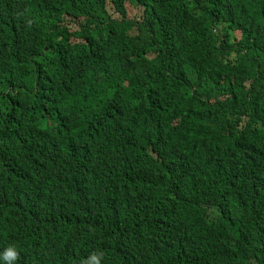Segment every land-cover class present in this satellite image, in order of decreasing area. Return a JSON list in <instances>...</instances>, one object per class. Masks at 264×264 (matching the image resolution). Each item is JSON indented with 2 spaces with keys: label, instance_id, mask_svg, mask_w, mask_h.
<instances>
[{
  "label": "trees",
  "instance_id": "1",
  "mask_svg": "<svg viewBox=\"0 0 264 264\" xmlns=\"http://www.w3.org/2000/svg\"><path fill=\"white\" fill-rule=\"evenodd\" d=\"M129 1L0 0V253L264 264V0Z\"/></svg>",
  "mask_w": 264,
  "mask_h": 264
},
{
  "label": "clouds",
  "instance_id": "2",
  "mask_svg": "<svg viewBox=\"0 0 264 264\" xmlns=\"http://www.w3.org/2000/svg\"><path fill=\"white\" fill-rule=\"evenodd\" d=\"M164 54L163 51L158 50L153 56H160ZM241 210L245 216H248L251 220L255 219L254 214L248 209H237ZM103 257L102 252H92L86 258L82 259L80 264H101ZM18 258V252L13 246H9L2 253H0V264H15Z\"/></svg>",
  "mask_w": 264,
  "mask_h": 264
},
{
  "label": "rangeland",
  "instance_id": "3",
  "mask_svg": "<svg viewBox=\"0 0 264 264\" xmlns=\"http://www.w3.org/2000/svg\"><path fill=\"white\" fill-rule=\"evenodd\" d=\"M126 4H127V7H130V11H133V5H134V3H131L129 0H127V2H126ZM134 14H135V12H134Z\"/></svg>",
  "mask_w": 264,
  "mask_h": 264
},
{
  "label": "water",
  "instance_id": "4",
  "mask_svg": "<svg viewBox=\"0 0 264 264\" xmlns=\"http://www.w3.org/2000/svg\"><path fill=\"white\" fill-rule=\"evenodd\" d=\"M1 187H4V185H2Z\"/></svg>",
  "mask_w": 264,
  "mask_h": 264
}]
</instances>
